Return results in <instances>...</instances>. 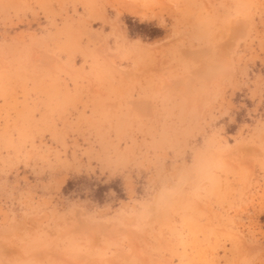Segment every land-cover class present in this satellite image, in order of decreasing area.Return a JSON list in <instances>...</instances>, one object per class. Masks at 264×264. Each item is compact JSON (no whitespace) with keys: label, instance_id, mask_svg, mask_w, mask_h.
I'll list each match as a JSON object with an SVG mask.
<instances>
[{"label":"rangeland","instance_id":"1","mask_svg":"<svg viewBox=\"0 0 264 264\" xmlns=\"http://www.w3.org/2000/svg\"><path fill=\"white\" fill-rule=\"evenodd\" d=\"M0 264H264V0H0Z\"/></svg>","mask_w":264,"mask_h":264}]
</instances>
